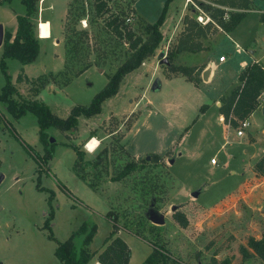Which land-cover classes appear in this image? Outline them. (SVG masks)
I'll use <instances>...</instances> for the list:
<instances>
[{
  "label": "rangeland",
  "instance_id": "obj_1",
  "mask_svg": "<svg viewBox=\"0 0 264 264\" xmlns=\"http://www.w3.org/2000/svg\"><path fill=\"white\" fill-rule=\"evenodd\" d=\"M166 1L110 0L98 13L95 0H38L34 30L40 38L49 37L51 29L52 35L40 43L32 63L5 59L17 89L13 97L43 102L60 118L74 106L88 105L130 53L108 21L128 16V27L140 34L142 21L155 22ZM199 2L225 9V19L227 11L239 10L217 0H169L154 54L122 78L97 114L78 116L72 130H47L54 145L45 164L36 117L27 112L14 118L0 101V264H62L54 253L57 241L83 222L96 224L89 244L94 256L87 263L95 264L112 229L108 212L117 218L116 235L130 248L128 264H140L152 250L150 243L170 252L175 261L168 264H264L256 255L243 259L239 252L249 236L259 238L264 228V175L254 170L263 156L255 153L264 150V113L257 110L240 137L238 127L220 121L216 106L237 79L240 61L250 55L264 61V0H250L231 35L213 21L200 38L204 50L171 58L178 66L202 67L210 57L222 62L221 78L195 84L171 72L157 54L164 51L168 57L176 48L186 15L200 24L210 20ZM23 12L20 0L0 4V23L13 29L16 15ZM83 66L88 68L76 75ZM155 78L160 89L151 90ZM4 83L0 66V92ZM92 138L98 145L90 151ZM69 145L83 150V162L76 161ZM252 147L259 149L252 153ZM131 161L137 162L134 171L119 181L111 179ZM150 207L163 215L162 224L150 221ZM177 211L186 217V227L173 219ZM47 218L50 231L44 227ZM82 238L73 239L77 253Z\"/></svg>",
  "mask_w": 264,
  "mask_h": 264
},
{
  "label": "trees",
  "instance_id": "obj_2",
  "mask_svg": "<svg viewBox=\"0 0 264 264\" xmlns=\"http://www.w3.org/2000/svg\"><path fill=\"white\" fill-rule=\"evenodd\" d=\"M37 1L38 0H20L24 7V12L16 15V28L14 33L10 30L4 29L0 66L5 77V83L1 88L0 101L5 103L7 111L14 118H19L27 112H30L36 117L39 128V140L45 148L42 155L43 159L41 160L40 157L38 160H41V162L45 164L47 163V160L52 157V151L49 147L54 145V143L49 141L50 135L47 130L52 127L58 128L62 131L72 130L77 125L78 116L83 115L84 117H90L97 114L100 111L102 102L115 95L122 78L127 73L138 68L145 58L154 54L155 49L162 40L160 25L164 19L165 8L169 0L166 1L163 11L155 22L150 23L146 20L142 21V24L140 25L142 33L140 34H137L134 29L128 27V22L131 19L128 16L120 18L118 15H114L108 21V25L111 26L113 33L126 40L130 53L115 71L109 75L105 86L94 95L90 103L88 105L74 106L66 118L56 116L43 102L37 100L15 99L13 95L17 94V89L6 72V58L17 59L22 64H29L36 59L39 53L41 38L37 36L32 22V17L36 12ZM108 1L110 0H95L96 12L101 13L106 10ZM11 2L12 0H0V4ZM217 2L220 5L229 6L239 10L227 11L228 16L227 19H225V9L199 2L204 8V11L209 15L210 20L205 24H200L195 18H190L186 15L184 18L185 26L179 36L176 48L168 52V59L170 61V64L168 65L169 70L173 73H181L195 84H198L201 80L200 74L203 71L204 66H178L171 63V58L182 51L195 53L204 50L205 48L202 45L200 38L206 36L210 27L213 26V21H215L222 30L229 33L246 16L248 9H250V0H217ZM260 20L264 21V13L261 14ZM87 68L88 66L81 67L76 75ZM17 80H20L19 76H17ZM238 80L239 84L234 86L227 96L221 98V104L218 107V111L220 115H222L224 123L233 128L239 127L241 121L246 120L260 105L259 96L264 91L263 66L258 62L247 64L238 74ZM205 107L206 105H203L201 110L205 109ZM69 146L76 154V161L78 163L83 162V150L76 145ZM154 157L156 159L158 158V155L155 154ZM136 168L137 162H127L111 179L119 181L129 175ZM254 170L256 173L264 175V154L255 162ZM80 178H82V175ZM37 186L38 188H43L39 184H37ZM52 197L53 194L51 192L49 200ZM50 213V215H52V210ZM110 215V212H108L105 217L112 222V229L103 240V243L106 244L98 253L97 261L100 264H128L131 253L130 248L124 239L116 235V232L120 227H118L117 218ZM172 217L182 227L187 226V219L182 212H174ZM47 222L48 218L46 219L44 227L48 228L50 231L51 228ZM95 232V223H92L89 227L86 222L81 223L77 230L73 231L66 240L57 241V246L54 251L55 256L62 264H87L94 256V252L89 249V244ZM49 236L50 238L55 239L52 234ZM80 236H83L81 242L82 246L77 253L73 239ZM150 244L152 250L140 264H168L169 261H175L170 252L163 246L154 243ZM239 252L243 259L256 255L264 263V228L259 238L249 236L246 245L239 246Z\"/></svg>",
  "mask_w": 264,
  "mask_h": 264
},
{
  "label": "crops",
  "instance_id": "obj_3",
  "mask_svg": "<svg viewBox=\"0 0 264 264\" xmlns=\"http://www.w3.org/2000/svg\"><path fill=\"white\" fill-rule=\"evenodd\" d=\"M42 11V10H41ZM40 22H42V21H40ZM40 22H39V25H40ZM241 22V21H240ZM2 24V23H1ZM239 24V23H238ZM3 25V24H2ZM4 26V25H3ZM40 27V26H39ZM15 28H16V26L13 28V29H10V31L12 32V33H14V31H15ZM51 28V27H50ZM3 29H5L4 27H3ZM235 29V28H234ZM234 29L231 31V32H229L228 34H232L233 33V31H234ZM51 35H52V29H51ZM51 35L49 36V37H46V38H41V40H40V43H42L43 41H46L48 38H50L51 37ZM53 47H57V46H53ZM250 52V54L252 53H254L255 51L254 50H250L249 51ZM224 60H225V58H224ZM223 60V61H224ZM220 61V60H219ZM252 62H258V63H260L262 66H263V68H264V61H262V57H256V56H254V55H250L249 57H247L245 60H242V61H240L239 62V68L237 69V73H236V76H237V79H234L233 80V86H232V88L234 87V86H236L237 84H239V80H238V74L240 73V71L247 65V64H249V63H252ZM201 63H205V65H204V69L205 68H209V74H208V79L207 80H203L202 79V77H201V74H200V78H201V81H203V82H208V81H214V80H217V79H219V78H221V75H220V72L222 71L221 70V64L220 63H222V62H218V60H216L214 57H210V58H207L204 62H201ZM203 69V70H204ZM202 73V72H201ZM25 76L26 77H28L26 74H25ZM236 78V77H235ZM25 79V78H24ZM232 88H231V90H232ZM160 89V88H159ZM230 90V91H231ZM230 93V92H229ZM228 93V94H229ZM227 94V95H228ZM227 95H225V96H227ZM225 96H221V98L222 97H225ZM111 98V97H110ZM221 98L218 100H216V106L217 107H219L220 106V104H221V102H220V100H221ZM109 99V98H108ZM259 101H260V105L252 112V114L246 119L247 120V126L249 125V120L251 119V117H252V115L257 111V110H261L262 109V107L264 106V91L260 94V96H259ZM264 113V112H263ZM219 119H220V121L221 122H223L224 123V121H223V117H222V115H220V113H219ZM224 125L225 126H229L228 124H225L224 123ZM246 126V127H247ZM230 127V126H229ZM264 131V128L262 129V132ZM253 136V135H252ZM241 137V136H240ZM255 137V136H254ZM250 140V143L253 141V140H251V139H249ZM254 140H255V138H254ZM259 148H253L252 147V153L253 152H255V151H257ZM247 151V150H246ZM248 152V151H247ZM258 154V153H257ZM256 153H255V155L256 156H258V157H260V156H262L263 154H264V150L261 152V154H258L257 155ZM253 154H251V156H252ZM136 157H138L137 155H136ZM212 164H214V163H212ZM95 264H100L98 261H95Z\"/></svg>",
  "mask_w": 264,
  "mask_h": 264
},
{
  "label": "water",
  "instance_id": "obj_4",
  "mask_svg": "<svg viewBox=\"0 0 264 264\" xmlns=\"http://www.w3.org/2000/svg\"><path fill=\"white\" fill-rule=\"evenodd\" d=\"M3 36H4V29H3V25L0 23V47L2 46L3 43ZM157 57L160 59V63L161 64H165V65H169L170 61L168 59V57H166V55L164 54V51H160L157 54ZM208 74H209V68H205L202 73H201V77L203 80H207L208 79ZM160 88V80L159 78H155L151 84V90H157ZM262 111L264 112V106L262 107ZM53 138H50V142H53ZM170 162H172V160H170ZM2 179V177L0 178V180ZM198 190H195L192 192L193 196H196L198 194ZM177 208L176 205L172 206V210H175ZM264 210V208H263ZM149 219L150 221H152L153 223L156 224H162L164 222V217L163 215H159L156 213L155 209L153 207H150L149 209Z\"/></svg>",
  "mask_w": 264,
  "mask_h": 264
},
{
  "label": "built area",
  "instance_id": "obj_5",
  "mask_svg": "<svg viewBox=\"0 0 264 264\" xmlns=\"http://www.w3.org/2000/svg\"><path fill=\"white\" fill-rule=\"evenodd\" d=\"M198 19H199L200 22L202 21L201 17H198ZM201 23H203V22H201ZM224 58H225L224 56H221V57H219V60L222 61V60H224ZM247 124H248L247 120L241 121L240 126L238 127V129L236 131V134L238 136H243L244 135V128L247 126ZM210 162L211 163H215V158H211Z\"/></svg>",
  "mask_w": 264,
  "mask_h": 264
},
{
  "label": "bare ground",
  "instance_id": "obj_6",
  "mask_svg": "<svg viewBox=\"0 0 264 264\" xmlns=\"http://www.w3.org/2000/svg\"><path fill=\"white\" fill-rule=\"evenodd\" d=\"M39 29H40V27H39ZM98 145V140L96 139V138H92L90 141H89V143H88V149L90 150V151H92V150H94L95 149V147Z\"/></svg>",
  "mask_w": 264,
  "mask_h": 264
}]
</instances>
